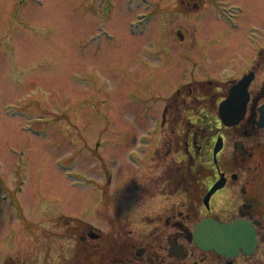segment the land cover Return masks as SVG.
Instances as JSON below:
<instances>
[{
    "label": "rangeland",
    "instance_id": "rangeland-1",
    "mask_svg": "<svg viewBox=\"0 0 264 264\" xmlns=\"http://www.w3.org/2000/svg\"><path fill=\"white\" fill-rule=\"evenodd\" d=\"M160 1L0 0V178L6 179L9 191L16 189L19 178L23 181L24 192L18 196L25 204L21 224L13 211H0V237L20 226L15 239L24 246L10 243L16 250L13 246L3 256L34 258L30 251L36 237L27 240L25 231L26 240L21 238L29 222L62 220L63 214L73 222L83 217L80 194L89 188L87 174L96 176L98 143L117 142L125 151L147 148L153 115L169 110L173 102L189 111L200 105L219 111L220 98L189 96L197 85L186 83L194 77L227 80L226 67L219 68L214 55L231 57V48L210 52L205 61L211 64L194 73L193 62L200 61L192 55L198 42L195 15L181 7V0ZM206 1L204 8L212 11ZM237 1H244L248 10L245 27L254 22L264 33V0ZM211 11L202 21L203 31L217 24L218 38H228L226 24L218 25ZM142 17L151 21L144 33H137ZM164 37L169 52L165 61ZM260 83L264 97V75ZM226 87L211 89L219 93ZM105 154L111 159L104 168L127 161L126 153ZM119 172L120 177L127 173ZM3 207L11 210L0 202Z\"/></svg>",
    "mask_w": 264,
    "mask_h": 264
},
{
    "label": "flooded vegetation",
    "instance_id": "flooded-vegetation-1",
    "mask_svg": "<svg viewBox=\"0 0 264 264\" xmlns=\"http://www.w3.org/2000/svg\"><path fill=\"white\" fill-rule=\"evenodd\" d=\"M125 1L150 4L158 0ZM206 2H210L208 9L212 11L204 8L203 0L180 2L197 20L193 31L199 43L192 55H198L200 61L193 62L192 69L195 73L196 69L207 68L211 63L208 65L205 59L210 52L231 48V57L214 55L221 63L217 66L226 67L228 76L224 81L194 77V82L186 85L193 83L197 88L187 95L200 93L222 102L245 75L251 74L247 111L241 122L229 126L220 118V109L189 111L173 102L169 110L153 115L147 148L125 151L115 145L117 142L103 147L98 143L96 176L87 174L89 188L80 194L83 217L73 222L72 216L63 214L62 220L25 224L22 241L26 232L27 240L36 237L31 260L2 255L15 244L18 249L24 247L15 239L20 226L8 230L0 237V264H264V127L258 125L264 104L260 83L264 75V33L254 22L245 27L243 15L248 10L244 1ZM210 11L218 25L226 24L228 38L214 35L218 33L214 31L217 24L209 32L203 31L202 21ZM250 13L257 17L254 11ZM221 41L224 46L218 44ZM163 44L165 61L169 53L165 37ZM217 84L227 86L226 92L214 93L211 87ZM186 111L193 118H183ZM106 152L126 153L127 161L104 168L106 159H111ZM120 168L127 172L121 177ZM5 180L0 178V202L7 203L11 210L3 207L0 211L2 215L13 211L21 224L25 204L18 194L24 192L23 181L19 178L16 189L9 191ZM71 197L67 196V201ZM227 225L240 229L241 239L232 240L228 232L219 231ZM44 235L50 242L42 238Z\"/></svg>",
    "mask_w": 264,
    "mask_h": 264
},
{
    "label": "water",
    "instance_id": "water-1",
    "mask_svg": "<svg viewBox=\"0 0 264 264\" xmlns=\"http://www.w3.org/2000/svg\"><path fill=\"white\" fill-rule=\"evenodd\" d=\"M251 81V76L246 75L241 81L238 82L230 91L229 96L222 102L220 105V115L222 121L226 125H232L241 119V117L244 115L242 113L243 109L245 112L247 101L249 99V93H248V86ZM235 107H239V109H235ZM261 115L258 120V125L260 127H264V104L260 108ZM238 111L240 112V116L237 114ZM220 149V144L218 143V146L216 147L215 151L217 152ZM221 232H228L227 236H231L232 240H234L235 237H239L241 239L242 232L240 229L236 228L234 225H227L219 229Z\"/></svg>",
    "mask_w": 264,
    "mask_h": 264
},
{
    "label": "bare ground",
    "instance_id": "bare-ground-1",
    "mask_svg": "<svg viewBox=\"0 0 264 264\" xmlns=\"http://www.w3.org/2000/svg\"><path fill=\"white\" fill-rule=\"evenodd\" d=\"M214 35H215V36H218V33H215ZM218 44L221 45V46H224V44H223L222 41L219 42ZM242 79H243V78H242ZM242 79H241V80H242ZM241 80H240V81H241ZM223 101H224V100H223ZM223 101H222V102H223ZM222 102H221V104H222ZM221 104H220V105H221ZM197 108H199L200 110H203V109H204V107H201V105L198 106V107H196V109H197ZM235 109L237 110V109H239V107H235ZM246 111H247V106H246L245 112H244V109H243L242 113H246ZM184 113H186V114L183 115V118H185V119L193 118V114H192V113L187 112V111L184 112ZM242 113H241V114H242ZM237 114H238L239 116L241 115L239 111H238ZM240 120H241V119H239V121H240ZM239 121H238V122H239ZM238 122H236L235 124H237ZM235 124H232V125H235Z\"/></svg>",
    "mask_w": 264,
    "mask_h": 264
}]
</instances>
